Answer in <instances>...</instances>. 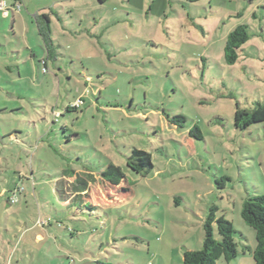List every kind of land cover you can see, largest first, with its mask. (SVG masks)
Instances as JSON below:
<instances>
[{
  "label": "rangeland",
  "instance_id": "rangeland-1",
  "mask_svg": "<svg viewBox=\"0 0 264 264\" xmlns=\"http://www.w3.org/2000/svg\"><path fill=\"white\" fill-rule=\"evenodd\" d=\"M2 1L0 264H184L213 208L238 250L216 264H254L241 210L264 194V123L240 131L234 115L264 106V0ZM132 148L148 175L127 167ZM108 163L121 185L99 180Z\"/></svg>",
  "mask_w": 264,
  "mask_h": 264
},
{
  "label": "trees",
  "instance_id": "trees-1",
  "mask_svg": "<svg viewBox=\"0 0 264 264\" xmlns=\"http://www.w3.org/2000/svg\"><path fill=\"white\" fill-rule=\"evenodd\" d=\"M98 1L104 3L107 0ZM41 18L43 24L39 31L41 35H44V32L49 33L50 31V22L47 16L42 15ZM247 40V27L245 25H239L230 32L224 46V60L226 64L233 65L237 62L240 47ZM72 109L77 108L68 106L65 108V111L68 112ZM173 119H179L181 122H184L182 116H177ZM257 123H264V106L258 105L257 108L253 110L236 107L234 127L237 130H245L249 126ZM65 129L66 128H63L64 131ZM194 130L199 132L197 128ZM190 137L197 138L193 132H190ZM126 165L133 172L143 175H148L154 168L151 154L137 148L131 149ZM99 176L101 182L108 183L111 186H119L125 179L121 167L113 163H108ZM8 202H10V200ZM88 208L93 209L91 206H88ZM215 211V208L211 209L208 218L204 222V239L202 247L199 250L185 249L183 252L184 264H216L220 259L230 262L237 257L238 250L235 241L236 231L231 222L225 220L223 216L216 218L214 215ZM241 217L255 233L256 247L252 251L254 264H264V194L245 197L242 205ZM41 225L44 226L43 224ZM214 226L217 235L214 233ZM245 249L249 250L248 247L244 246L243 252ZM4 257H7V255L5 254ZM4 259L5 258H3L1 262L2 264H5Z\"/></svg>",
  "mask_w": 264,
  "mask_h": 264
},
{
  "label": "crops",
  "instance_id": "crops-1",
  "mask_svg": "<svg viewBox=\"0 0 264 264\" xmlns=\"http://www.w3.org/2000/svg\"><path fill=\"white\" fill-rule=\"evenodd\" d=\"M17 19V17L15 18V16H14V21ZM50 25H51V22H50ZM40 27H41V25H39V29H40ZM40 32V31H39ZM41 35V34H40ZM68 107V106H67ZM66 108V107H65ZM13 111H17V110H13ZM44 121V120H43ZM19 134H21V133H19ZM7 138H10V139H15V140H18L17 139V137L15 136V134H14V136H7ZM42 140H43V137H39V139H38V143L40 144L39 146H35L34 147V149H36V150H40L42 153H40L41 154V156L42 157H44L47 153V148H49V146L47 147L46 145V143H44V142H42ZM44 143V144H43ZM21 144H24L23 142H21ZM47 147V148H46ZM50 154V153H49ZM29 155H30V153H29ZM46 157H48V154L46 155ZM45 157V158H46ZM65 172H71V173H77V172H72V171H65ZM63 173H64V171L62 172V175L60 176V177H57V178H55L54 179V183H55V181L57 180V179H59V178H61L62 176H63ZM30 175H31V179H32V172H30ZM100 180V179H99ZM54 191H55V193L57 194V192H56V189H54ZM29 229H31L30 227H28V230ZM45 236H46V234H43V233H41V232H38V233H36L35 235H34V237H35V240H37V241H43L44 239H45ZM14 247V246H13ZM13 247H12V249H13ZM189 250V249H188ZM7 256H8V254H6ZM13 255L14 254H11V260H12V257H13ZM9 264H11V263H9Z\"/></svg>",
  "mask_w": 264,
  "mask_h": 264
},
{
  "label": "built area",
  "instance_id": "built-area-1",
  "mask_svg": "<svg viewBox=\"0 0 264 264\" xmlns=\"http://www.w3.org/2000/svg\"><path fill=\"white\" fill-rule=\"evenodd\" d=\"M5 7H6V2L2 1L1 4H0V10L1 11H5ZM44 64V63H43ZM43 71L45 72V69H43ZM79 101L75 104V107L78 108L79 106ZM16 192H13V195L11 196L10 198V203L11 204H15L17 203L18 201V198H17V193H19L17 190H15Z\"/></svg>",
  "mask_w": 264,
  "mask_h": 264
}]
</instances>
